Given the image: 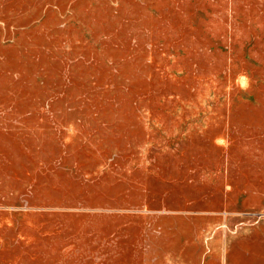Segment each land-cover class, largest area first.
<instances>
[{"label":"rangeland","instance_id":"374dc122","mask_svg":"<svg viewBox=\"0 0 264 264\" xmlns=\"http://www.w3.org/2000/svg\"><path fill=\"white\" fill-rule=\"evenodd\" d=\"M0 264H264V0H0Z\"/></svg>","mask_w":264,"mask_h":264}]
</instances>
